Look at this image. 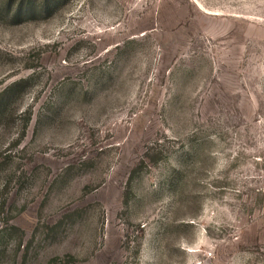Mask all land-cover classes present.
I'll return each mask as SVG.
<instances>
[{
  "label": "rangeland",
  "instance_id": "obj_1",
  "mask_svg": "<svg viewBox=\"0 0 264 264\" xmlns=\"http://www.w3.org/2000/svg\"><path fill=\"white\" fill-rule=\"evenodd\" d=\"M0 264H264V0H0Z\"/></svg>",
  "mask_w": 264,
  "mask_h": 264
}]
</instances>
